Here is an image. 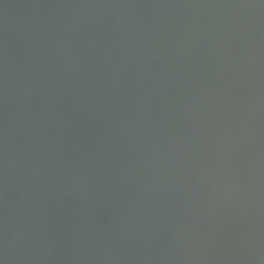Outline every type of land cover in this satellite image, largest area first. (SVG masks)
Returning <instances> with one entry per match:
<instances>
[{
	"label": "water",
	"instance_id": "water-1",
	"mask_svg": "<svg viewBox=\"0 0 264 264\" xmlns=\"http://www.w3.org/2000/svg\"><path fill=\"white\" fill-rule=\"evenodd\" d=\"M0 264H264V0H0Z\"/></svg>",
	"mask_w": 264,
	"mask_h": 264
}]
</instances>
